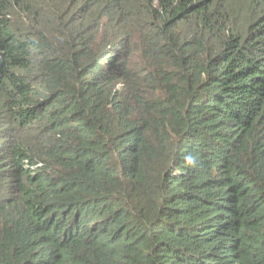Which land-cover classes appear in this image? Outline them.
I'll return each instance as SVG.
<instances>
[{
    "label": "trees",
    "instance_id": "trees-1",
    "mask_svg": "<svg viewBox=\"0 0 264 264\" xmlns=\"http://www.w3.org/2000/svg\"><path fill=\"white\" fill-rule=\"evenodd\" d=\"M0 264H264V0H0Z\"/></svg>",
    "mask_w": 264,
    "mask_h": 264
}]
</instances>
